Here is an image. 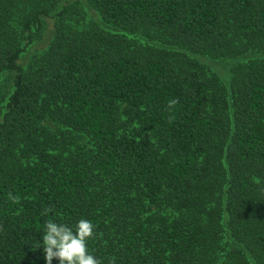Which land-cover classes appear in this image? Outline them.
<instances>
[{"label": "trees", "instance_id": "1", "mask_svg": "<svg viewBox=\"0 0 264 264\" xmlns=\"http://www.w3.org/2000/svg\"><path fill=\"white\" fill-rule=\"evenodd\" d=\"M60 1L0 0V264H264V0Z\"/></svg>", "mask_w": 264, "mask_h": 264}, {"label": "clouds", "instance_id": "2", "mask_svg": "<svg viewBox=\"0 0 264 264\" xmlns=\"http://www.w3.org/2000/svg\"><path fill=\"white\" fill-rule=\"evenodd\" d=\"M94 235V225L88 219H80L74 226L49 219L43 226L36 248H41L45 264H100L91 254L87 241Z\"/></svg>", "mask_w": 264, "mask_h": 264}, {"label": "rangeland", "instance_id": "3", "mask_svg": "<svg viewBox=\"0 0 264 264\" xmlns=\"http://www.w3.org/2000/svg\"><path fill=\"white\" fill-rule=\"evenodd\" d=\"M63 1L65 0H61L60 2L62 3ZM78 2L83 7V16H84L83 17L84 19L82 18L83 23L84 21H85V24L90 23V22H92V24L97 23V25L104 27V29L106 30H110L113 32L118 31L117 29H113L110 26H107L106 24H104L100 20L98 15L86 6V4L84 3V0H78ZM46 23L47 24H46L45 30L43 31V34L41 35V38L25 48V52L23 53L21 60H20V64L23 67H26L27 63L29 62V60L31 59L33 55L42 52L49 45V42L53 37V24H52V21L50 20H47ZM198 60L208 65L211 68V70L214 73H216L220 77V79L224 82H227V80L229 79V74H230L229 70L231 66L233 65V63H235L234 61H228V60L213 61V60H210L207 58H201V57H198Z\"/></svg>", "mask_w": 264, "mask_h": 264}]
</instances>
